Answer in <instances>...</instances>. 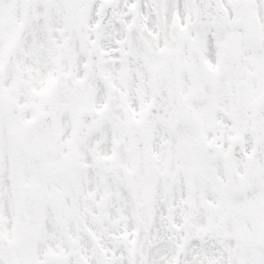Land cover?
<instances>
[{
    "label": "snow or ice",
    "instance_id": "6c2138e0",
    "mask_svg": "<svg viewBox=\"0 0 264 264\" xmlns=\"http://www.w3.org/2000/svg\"><path fill=\"white\" fill-rule=\"evenodd\" d=\"M0 264H264V0H0Z\"/></svg>",
    "mask_w": 264,
    "mask_h": 264
}]
</instances>
